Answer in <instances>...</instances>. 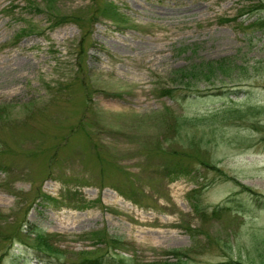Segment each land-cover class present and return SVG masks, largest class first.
<instances>
[{
  "label": "rangeland",
  "instance_id": "1",
  "mask_svg": "<svg viewBox=\"0 0 264 264\" xmlns=\"http://www.w3.org/2000/svg\"><path fill=\"white\" fill-rule=\"evenodd\" d=\"M170 250L264 264V0H0V264Z\"/></svg>",
  "mask_w": 264,
  "mask_h": 264
},
{
  "label": "trees",
  "instance_id": "2",
  "mask_svg": "<svg viewBox=\"0 0 264 264\" xmlns=\"http://www.w3.org/2000/svg\"><path fill=\"white\" fill-rule=\"evenodd\" d=\"M109 4L104 7H101V13L105 15H115L117 14V11L115 9V5L111 2H108ZM104 10H107L104 12ZM71 16H67V19H70ZM258 20L254 21V23H257ZM215 62H220V63H215ZM222 61H205V62H199V63H192L189 66H183L176 68L175 70L172 71L173 78L172 80L174 82H181L185 84H190V83H196L201 79H207L210 80L212 77H215L216 74L223 72L222 68L224 69L225 67H229L226 65L224 67L223 64H221ZM232 68L230 65L229 69ZM212 77H211V76ZM211 77V78H210ZM175 86V84H174ZM174 88L167 87L163 89L162 94H169L172 92ZM38 242L45 246L46 248L53 249L49 244H47L46 241H44V238L41 236L38 237ZM167 254H171L173 258L175 259L174 261L171 260H160V261H152V262H147L144 264H180L182 261L183 257H186L185 252H181L178 250H170L167 252ZM119 263H121L123 260H117ZM80 264H108V262H104L101 257H96L93 259L85 258Z\"/></svg>",
  "mask_w": 264,
  "mask_h": 264
}]
</instances>
